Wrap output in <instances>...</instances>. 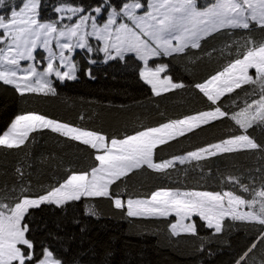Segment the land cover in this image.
Returning <instances> with one entry per match:
<instances>
[{"label":"snow or ice","instance_id":"6c2138e0","mask_svg":"<svg viewBox=\"0 0 264 264\" xmlns=\"http://www.w3.org/2000/svg\"><path fill=\"white\" fill-rule=\"evenodd\" d=\"M77 55L133 62L159 98L157 118L106 132L94 114L21 109L0 132L8 161H0V264H113L111 250H74L59 233L38 238L44 213L100 219L104 201L169 244L209 256L213 243L250 232L230 264H264V0H0V90L21 104L57 98L58 85L78 79ZM213 60L218 67L195 78ZM177 62L193 79L176 75ZM188 91L203 107L160 109L159 100ZM209 132L211 140L168 151ZM42 141L54 149L39 151ZM141 176L162 182L144 191Z\"/></svg>","mask_w":264,"mask_h":264},{"label":"trees","instance_id":"16d2710c","mask_svg":"<svg viewBox=\"0 0 264 264\" xmlns=\"http://www.w3.org/2000/svg\"><path fill=\"white\" fill-rule=\"evenodd\" d=\"M87 2L91 3L92 0ZM76 58L80 62L78 79L58 85L60 95L57 98L41 101L39 104L31 101L21 104L10 88L0 90V132L6 130L21 109L33 107H39L53 116L65 119H75L81 112L94 114L98 117L96 123L106 132L119 131L125 123L130 130L134 126V118L143 114H149L150 120L154 122L157 113L151 100L159 98L150 97L149 89L138 79L133 62L116 61L104 65L102 55H97L95 57L97 63L93 67L82 55H77ZM216 67L218 64L215 60L205 62L196 70L195 78L206 76ZM86 68L91 69L95 79H89L85 75ZM174 69L179 78L186 81L193 79L190 73L185 72L183 63H175ZM159 106L162 111L174 116L187 109L201 108L203 104L198 96L188 91L159 100ZM205 139H213V134L211 132L201 134L197 139L174 145L168 151L175 152L179 148H188ZM53 149V141L47 143L42 141L39 151L48 152ZM0 161H4L2 156ZM178 175L181 180L184 179L182 173ZM161 182L154 176H141L136 180V187L149 191ZM187 183L189 186L196 183L192 174L189 175ZM208 184L211 186L212 181H208ZM101 209L100 219L77 213L79 223L74 222L71 213L59 216L46 212L43 214L46 231L38 238L47 241L59 233L65 246L71 244L74 250L94 247L101 254L105 250H111L113 255L110 259L113 264H230L244 244L251 239L250 232L244 230L233 232L227 237L228 244L213 243L210 247L214 254L209 256L207 251L196 252L191 243L181 241L178 246L169 244L166 236L154 235L138 222L122 219L119 212L109 208L107 201L102 203ZM81 228L84 229L83 232Z\"/></svg>","mask_w":264,"mask_h":264},{"label":"rangeland","instance_id":"374dc122","mask_svg":"<svg viewBox=\"0 0 264 264\" xmlns=\"http://www.w3.org/2000/svg\"><path fill=\"white\" fill-rule=\"evenodd\" d=\"M76 59H77V58H76ZM84 59H85V58H84ZM110 62H116V61H108L107 63L104 62L103 64H104V65H105V64H109ZM94 65H95V64H91V66L95 67ZM79 71H80V70H79ZM78 74H79V72H78Z\"/></svg>","mask_w":264,"mask_h":264}]
</instances>
